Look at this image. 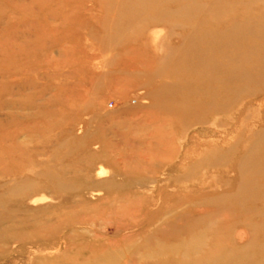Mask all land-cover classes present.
Masks as SVG:
<instances>
[{"label": "rangeland", "instance_id": "obj_1", "mask_svg": "<svg viewBox=\"0 0 264 264\" xmlns=\"http://www.w3.org/2000/svg\"><path fill=\"white\" fill-rule=\"evenodd\" d=\"M0 264H264V0H0Z\"/></svg>", "mask_w": 264, "mask_h": 264}, {"label": "bare ground", "instance_id": "obj_2", "mask_svg": "<svg viewBox=\"0 0 264 264\" xmlns=\"http://www.w3.org/2000/svg\"><path fill=\"white\" fill-rule=\"evenodd\" d=\"M231 55H228V57H229V59H231L229 62H233L234 61V57H230ZM254 62V61H253ZM221 65V64H220ZM220 65H215V66H217V68L216 69H213V70H215V72L219 75L220 73L222 74V72H224L225 70H224V68H223V71L221 70V66ZM230 68V70L231 69H234L235 67L234 66H232V63H231V66L229 67ZM212 76L215 78V73H214V71L212 72ZM99 169V168H98ZM102 169V168H101ZM101 174V173H100ZM259 193V191H257V193L256 192H254L253 194H252V196L254 197V196H257V194Z\"/></svg>", "mask_w": 264, "mask_h": 264}]
</instances>
